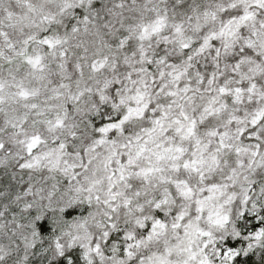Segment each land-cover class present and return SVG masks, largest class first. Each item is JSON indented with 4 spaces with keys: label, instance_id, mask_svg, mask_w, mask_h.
I'll use <instances>...</instances> for the list:
<instances>
[{
    "label": "snow or ice",
    "instance_id": "obj_1",
    "mask_svg": "<svg viewBox=\"0 0 264 264\" xmlns=\"http://www.w3.org/2000/svg\"><path fill=\"white\" fill-rule=\"evenodd\" d=\"M0 264H264V0H0Z\"/></svg>",
    "mask_w": 264,
    "mask_h": 264
}]
</instances>
